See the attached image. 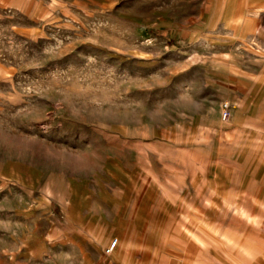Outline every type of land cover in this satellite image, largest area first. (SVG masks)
I'll use <instances>...</instances> for the list:
<instances>
[{
	"label": "rangeland",
	"instance_id": "obj_1",
	"mask_svg": "<svg viewBox=\"0 0 264 264\" xmlns=\"http://www.w3.org/2000/svg\"><path fill=\"white\" fill-rule=\"evenodd\" d=\"M254 55L264 0H0V233L38 264H264V130L191 112Z\"/></svg>",
	"mask_w": 264,
	"mask_h": 264
},
{
	"label": "crops",
	"instance_id": "obj_2",
	"mask_svg": "<svg viewBox=\"0 0 264 264\" xmlns=\"http://www.w3.org/2000/svg\"><path fill=\"white\" fill-rule=\"evenodd\" d=\"M211 61L209 58H200L197 62L208 66ZM212 64L220 68L199 70L201 74L203 73V79L197 85L200 92H196L195 97L194 92H191V112L194 113L196 110L199 114L200 110L202 114V110H208L212 105L217 113L223 103H228L232 114L229 123L234 125L233 122L238 117L239 122L235 128L243 132L246 137L251 136L256 139L264 130V57L254 55L214 59ZM198 128L212 127L209 123L207 125L202 123ZM14 215L16 216V213ZM7 226L11 227L10 223ZM20 238V235L12 234L10 230L0 233V264L39 263L38 250L35 246V249H32V245L31 248L29 245L23 247ZM33 243L36 245V242ZM81 252L79 250L78 253L82 254ZM46 255V258H50V264H53V257L56 256L54 252L49 249ZM64 255L69 258V254L62 252L61 256Z\"/></svg>",
	"mask_w": 264,
	"mask_h": 264
},
{
	"label": "built area",
	"instance_id": "obj_3",
	"mask_svg": "<svg viewBox=\"0 0 264 264\" xmlns=\"http://www.w3.org/2000/svg\"><path fill=\"white\" fill-rule=\"evenodd\" d=\"M231 118V108L228 103H223L221 105V120L226 123ZM117 247V240H113L108 247L105 249L104 254L109 256L113 253L115 248Z\"/></svg>",
	"mask_w": 264,
	"mask_h": 264
}]
</instances>
